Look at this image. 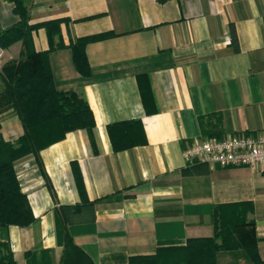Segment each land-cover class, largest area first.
I'll return each mask as SVG.
<instances>
[{
    "label": "crops",
    "instance_id": "0c3cea01",
    "mask_svg": "<svg viewBox=\"0 0 264 264\" xmlns=\"http://www.w3.org/2000/svg\"><path fill=\"white\" fill-rule=\"evenodd\" d=\"M24 4L34 50H50L55 89L77 92L93 113L97 153L78 129L40 151L45 175L33 155L14 162L35 219L7 229L14 264H61L65 236L82 252L68 264H130L211 237L216 209L234 204L252 205L264 261V172L183 157L194 139L264 132V0ZM19 21L14 4L0 0V28ZM99 35L83 48L82 75L72 46ZM22 48L1 49V64ZM131 120L141 122L144 142L114 151L108 125ZM22 134L16 112H1L0 140ZM218 262L242 263L229 255Z\"/></svg>",
    "mask_w": 264,
    "mask_h": 264
},
{
    "label": "trees",
    "instance_id": "16d2710c",
    "mask_svg": "<svg viewBox=\"0 0 264 264\" xmlns=\"http://www.w3.org/2000/svg\"><path fill=\"white\" fill-rule=\"evenodd\" d=\"M8 1L14 4V13L20 21L11 28H0V49L6 50L17 41L23 42V48L18 59L6 62L0 69L3 85L0 113L13 109L22 124L23 134L14 142L0 140V264H14L8 227H25L35 221L27 197L18 185L14 162L33 155L45 175L40 151L78 129L86 131L93 152L97 153L95 120L87 101L73 90L55 89L48 58L50 50H34L30 37L34 27L28 24L29 11L24 0ZM103 37L79 38L73 44L76 49L73 50L74 66L80 74L87 75L89 71L84 46ZM107 132L114 151L144 142L139 120L112 123ZM252 210L251 204L218 207L213 217L211 237L189 239L182 247L162 248L153 256L134 258L130 264H222L218 258L225 255L242 261L232 264H264L258 252L255 223L248 219ZM63 245L61 264H68L71 254L82 256L69 236H65Z\"/></svg>",
    "mask_w": 264,
    "mask_h": 264
},
{
    "label": "built area",
    "instance_id": "2783aa9c",
    "mask_svg": "<svg viewBox=\"0 0 264 264\" xmlns=\"http://www.w3.org/2000/svg\"><path fill=\"white\" fill-rule=\"evenodd\" d=\"M2 50L0 49V69ZM187 162L216 165L222 168L243 166L264 172V132L255 137L194 139L183 151Z\"/></svg>",
    "mask_w": 264,
    "mask_h": 264
}]
</instances>
